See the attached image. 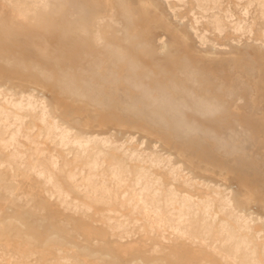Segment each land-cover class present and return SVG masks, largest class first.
Listing matches in <instances>:
<instances>
[{"label": "rangeland", "instance_id": "rangeland-1", "mask_svg": "<svg viewBox=\"0 0 264 264\" xmlns=\"http://www.w3.org/2000/svg\"><path fill=\"white\" fill-rule=\"evenodd\" d=\"M116 1L0 0V201L9 204L0 211V264H240L239 241L264 256V13L225 0L218 33L216 13L203 19L198 0H150L153 56L141 62L172 68L187 43L201 68L193 82L168 88L189 105L173 106L181 128L99 106L74 89L80 65L102 56L97 35L110 48L125 45L109 23ZM106 66L103 77L110 57ZM114 82L112 91L124 89L120 74ZM194 98L218 106H191ZM25 100L35 112L7 106ZM43 116L67 145L47 137ZM13 149L38 168L12 165ZM42 170L62 199L49 193ZM27 214L40 225L27 228Z\"/></svg>", "mask_w": 264, "mask_h": 264}, {"label": "bare ground", "instance_id": "bare-ground-1", "mask_svg": "<svg viewBox=\"0 0 264 264\" xmlns=\"http://www.w3.org/2000/svg\"><path fill=\"white\" fill-rule=\"evenodd\" d=\"M198 1H199L198 3L199 8L204 13L203 19L209 20L210 18L208 14L211 12L216 13L212 23L216 31L218 33H221L223 30V22L220 14L222 12L224 13L229 11L230 9L229 3L225 2V0H198ZM234 1L239 3V8H241L246 14L252 13L253 15H256L258 13H264V2H261L260 0H234ZM178 2H184V0H178ZM152 7L156 8V4L154 2H150V0H131L129 3L123 0H118L113 4L112 11L109 16V23L111 26L117 28L118 33L122 34L125 40V45L122 48H115V49L110 48L108 45H106L104 38L100 35H97L96 36L97 47H99L102 56L98 58L96 62L92 63L89 66H84L82 64L80 65V69H81L80 80L78 81V83L74 84L73 87H75L74 89L76 90L77 93L86 92L88 95L93 97L96 104L99 106H104L106 104H111L112 106H123V111L144 116L149 119V122L152 121L159 125H165L169 121H172V122H177L178 127L182 128L185 126L183 118L179 114V111H177V109H175L173 106H189L186 101L187 99L178 98L177 96H172L168 91V88H175L178 85V83H182V82L183 85L188 84V82H193L196 76V71L200 70L201 68L197 65L196 66L193 65V61L188 54V52H191V50L187 46V43H185L183 48L179 50L180 53L177 55L179 58V62L176 63L172 68H166L165 66L161 65L156 61L157 58L153 59L154 60L153 62H155L154 66L144 64L143 62H141L142 61L140 60L141 57H146L149 55L153 56L150 51V48L153 46V41L155 39L152 38V40L149 41L147 40L146 37L148 35V27L152 17L150 13V9ZM132 14L135 15V19H133ZM178 15L179 14H175V19L178 18ZM158 17L162 18V15H159ZM167 25L169 29L176 30L171 23H168ZM72 27L73 30H71V32L68 33L69 41H72L73 39L76 38V34L74 33L76 31V26L72 25ZM173 35L176 38L181 37L179 36L178 33L175 32ZM222 38L224 37L222 36ZM178 39L187 40L186 37H182L181 39L180 38ZM106 57H110L111 66L107 72L108 73L107 76L103 77V73L104 71L107 70L108 67L106 66ZM119 74L124 80V85H123L124 89L121 90L115 88L114 91H112L111 88L116 85L114 80L116 79V76ZM74 82H75L74 79L73 80L70 79L69 81L70 84H73ZM215 105L217 104H215L214 101L208 99L194 98L193 104L191 106H207L208 110H210V108ZM7 106H10V108H13L15 110H20L22 108H25L29 112H35L37 105L32 100H25L20 103L7 102ZM42 126H43V131L46 133L47 137L50 140L52 139L57 140L58 142H60V144L67 145L66 137L63 134L57 133L58 132L57 127L51 119H48L45 116H43ZM104 143L108 144L109 141L104 140ZM259 143L263 144L261 141ZM236 144L237 143L232 145V149L237 148ZM226 145H227L226 141L221 142L222 147H225ZM241 145H243V143ZM1 147L0 149L2 150ZM35 157L37 158V156ZM9 162L12 165H16L19 169H21L24 172H32L38 168V163H36L37 161L32 163L31 158L29 156L22 154L16 149L10 151ZM20 174L21 176H23L22 173ZM39 177L44 181L49 193L52 196L57 197L58 199L63 198V193L59 185L50 174L42 170L39 173ZM14 194L15 193H13L11 197H13ZM11 201L12 200H9V202ZM8 205L9 204L7 202L2 203L0 201V211L2 208L6 209ZM262 208H264V203L262 205ZM37 222L32 220L31 215L27 214L24 225L27 228L33 229L36 225L39 224V223L37 224ZM236 244L237 246L235 247L234 250L235 252L238 253L239 251H245V254L242 257L240 264H264V256L262 254L256 256L253 251H250L248 245L244 244L242 241L236 242ZM68 255L66 254V256Z\"/></svg>", "mask_w": 264, "mask_h": 264}]
</instances>
